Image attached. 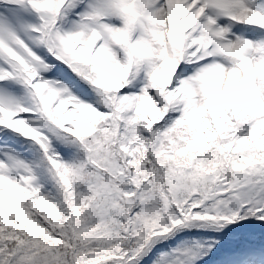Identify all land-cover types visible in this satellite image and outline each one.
Returning a JSON list of instances; mask_svg holds the SVG:
<instances>
[{
  "label": "snow or ice",
  "instance_id": "1",
  "mask_svg": "<svg viewBox=\"0 0 264 264\" xmlns=\"http://www.w3.org/2000/svg\"><path fill=\"white\" fill-rule=\"evenodd\" d=\"M0 264H264V0H0Z\"/></svg>",
  "mask_w": 264,
  "mask_h": 264
}]
</instances>
